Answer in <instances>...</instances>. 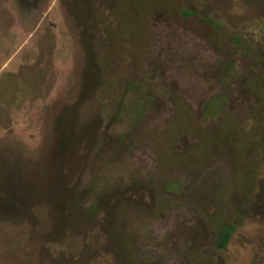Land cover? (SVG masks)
Instances as JSON below:
<instances>
[{
  "label": "rangeland",
  "instance_id": "374dc122",
  "mask_svg": "<svg viewBox=\"0 0 264 264\" xmlns=\"http://www.w3.org/2000/svg\"><path fill=\"white\" fill-rule=\"evenodd\" d=\"M0 264H264V0H0Z\"/></svg>",
  "mask_w": 264,
  "mask_h": 264
},
{
  "label": "trees",
  "instance_id": "16d2710c",
  "mask_svg": "<svg viewBox=\"0 0 264 264\" xmlns=\"http://www.w3.org/2000/svg\"><path fill=\"white\" fill-rule=\"evenodd\" d=\"M233 230H234L233 226H228L222 231L218 242L219 246L223 247L227 245L228 240L230 239L233 233Z\"/></svg>",
  "mask_w": 264,
  "mask_h": 264
}]
</instances>
